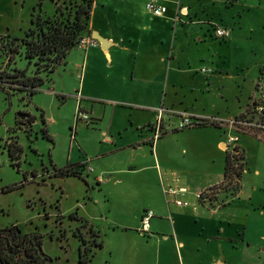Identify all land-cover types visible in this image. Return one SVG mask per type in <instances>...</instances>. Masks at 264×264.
<instances>
[{"label": "crops", "instance_id": "0c3cea01", "mask_svg": "<svg viewBox=\"0 0 264 264\" xmlns=\"http://www.w3.org/2000/svg\"><path fill=\"white\" fill-rule=\"evenodd\" d=\"M148 2L96 0L85 35L100 36L104 45L99 42L97 47L73 50L65 65L66 72L57 70V77L46 80L45 83H50L47 90L40 88L38 91L53 103L65 102L64 92L70 90L64 85L60 90L58 79L65 81L67 76L75 75L80 80L72 96L77 101L76 109L80 107L90 116L91 122L86 126L97 127L100 138L105 139V143H99L100 158L80 149L85 154L81 161L69 160L65 166H56L85 165L82 177L87 182L88 200L99 203L93 198V187L98 188L103 195L100 200L106 204V215L111 212L114 193H125L134 187L149 197L147 204L135 214L132 224H107L109 228L104 235L139 231L143 214L152 210L154 217L149 233L146 236L139 234L146 240L159 239L180 253L193 243L199 251L210 249L212 261L209 264H248L244 258L251 249L256 258L257 251L260 260L264 255V224L257 218L260 214L264 217L263 202L256 201L253 195L248 196L250 208L243 220L237 214L224 217L221 210L228 203L218 205L217 201L210 203L208 200L201 203L199 199L202 193L222 184L224 179L212 186L209 177L203 179L202 175L191 173L189 169L182 172L162 170L161 159L167 149L183 159L186 156L193 159L195 152L202 155L208 150L207 141L191 139L176 148L173 146L172 151L167 138L187 130L179 129L183 114L191 116L193 121L200 118L227 122L233 118L231 114L224 118L212 116V111H208L212 81L222 79H212L216 78L212 72L208 69L209 72L204 73L203 69L199 70V65L206 58L212 59V40L220 42L222 39L216 36V28L226 30L224 39L228 46L237 45L238 36L245 30L264 31V20L256 26L248 23L251 14L264 17V0H164L167 12L162 17L147 11ZM177 15L179 20H176ZM197 47L204 52L200 63L193 56ZM257 56L255 79H244L254 80L255 85L264 65V49ZM209 60L203 64L211 66ZM244 73L243 77L251 75ZM36 106L45 120V106L39 102ZM158 118L163 121V134L154 141L153 126ZM172 118L177 122H172ZM189 130L186 134L196 135L210 133L212 127ZM227 140L219 141L218 147L227 146ZM223 151L227 154V150ZM107 158H113L112 164L104 161ZM89 167L93 171L89 172ZM164 187L185 188L187 191L178 193L176 199L187 202L188 206H177L174 197L167 199ZM242 194L240 190L235 197L239 199ZM81 217L92 230L103 235L93 220ZM102 245L98 249L105 248L104 240ZM233 253L234 262L229 259Z\"/></svg>", "mask_w": 264, "mask_h": 264}, {"label": "rangeland", "instance_id": "374dc122", "mask_svg": "<svg viewBox=\"0 0 264 264\" xmlns=\"http://www.w3.org/2000/svg\"><path fill=\"white\" fill-rule=\"evenodd\" d=\"M54 1L0 0V36L23 38L27 30L32 27V20L36 16L53 15ZM58 2L64 9V0ZM250 17L248 23L253 26L264 20V17L260 18V14L257 13L251 14ZM263 47L264 31L256 29L254 33L249 30L242 32L238 36L237 45L235 43L233 46H228L225 39H221L220 42L212 40V59H205L212 62V67L204 65L206 61H201V55L204 53L201 47L193 50L197 62H202L199 70L209 69L216 77L212 79H222L212 81V96L208 108L206 107L209 112L212 111V116L220 115L219 117L224 118L231 114L235 117L252 103L255 81L244 79H255L254 73L257 71L256 64L259 61L257 55L261 50L263 52ZM14 69L25 71L27 76L35 73L34 65L30 64L24 55V48L14 57L11 70ZM58 70L61 73L66 72L65 66H60ZM243 72L251 75L249 78L243 77ZM48 77L55 78L57 74L54 72ZM58 81L60 90H63V85L66 90H70L64 92L67 97L65 102L58 100L53 103L48 96L39 92L32 97V101H29L27 93L0 88V229L16 226L23 234L38 232L44 236L42 249L45 255L53 259L52 264H78L80 243L73 235L78 222L69 218L71 213H78L93 220L102 229L103 235H100L88 224L81 228V232L89 242L88 247L95 246L96 249V255L91 258L89 264H209L212 261V250L203 248L199 251L194 243L180 253L169 243L160 242L159 239L155 240L152 237L150 240L144 239L139 235V231L125 230L117 234L104 235V231L109 228L107 224L123 222L132 224L135 214L149 200L141 190L131 187L125 193H114L110 203L111 212L106 215L104 209L106 204H102L100 199H103V195L98 188L93 187L95 189L93 198L99 201L96 204L95 201L88 200L89 195L86 192L88 187L83 180L78 177L54 175L53 164L65 166L69 160L79 162L85 156L84 152L87 155L97 154V158H100L102 149L99 143H105V139L100 138L97 127L92 125L87 127L84 122H79L77 125L75 122L77 101L72 96L75 95L73 90L77 85L79 86L80 80L74 75V77L67 76L65 81L61 78ZM49 84L45 83L41 89L46 91ZM37 102L46 108L45 120L53 142L44 136L42 113L36 106ZM20 113L35 117L32 126L18 123ZM172 122L176 123L177 120L172 118ZM188 131L190 130L167 138L170 140L172 151L191 139L207 141L208 150L202 155L195 152L193 159H188V156L183 159L181 155L175 156L167 149L161 159L162 170L182 172L189 169L191 173L202 175L203 179L209 177L212 186L219 184L224 179L227 155H231L232 158L234 155L232 145L228 149L224 145L219 148L217 144L229 136H238L240 142L237 146L244 156L240 189L242 196L237 199L235 196L238 192L232 195L222 189L224 186L212 192L207 190L206 195L214 193L217 198L213 202L217 201L218 205L229 204L221 210L224 217L237 214L240 220L245 218V213L250 208L248 196L253 195L256 201L259 200L264 204V141L262 139L255 134L236 133L228 125L220 129L212 127L210 133L189 135L186 134ZM11 137H16L21 147L20 156L16 160L11 159L8 148ZM80 149L84 152H80ZM223 150H227V154ZM104 161L112 164L113 158ZM234 163L238 165V161ZM60 215L63 219H59ZM257 219L259 223L264 224V217L261 214ZM103 240L105 248L98 249V245ZM253 253L251 249V253L245 256L246 263L262 264L264 255H261L259 260L257 251V258ZM229 259L232 262L236 260L234 253Z\"/></svg>", "mask_w": 264, "mask_h": 264}, {"label": "trees", "instance_id": "16d2710c", "mask_svg": "<svg viewBox=\"0 0 264 264\" xmlns=\"http://www.w3.org/2000/svg\"><path fill=\"white\" fill-rule=\"evenodd\" d=\"M95 1L64 0L65 7L63 9L58 0H55L53 15L42 17L40 14L36 16L32 20V27L27 30L23 38H13L9 35L0 36V88L27 93L29 101H32V96L38 93L48 76L56 72L60 66L66 65L68 56L77 49L80 38L88 32ZM22 48H24V55L29 63L35 67V73L32 76H27L25 71L19 69L11 70L14 57L21 53ZM34 120L35 117L30 116L24 121L19 119L18 123L32 126ZM197 121L192 127L186 129L201 127L220 129L225 125L224 122L215 119ZM43 124L45 138L53 142L44 119ZM10 139L11 142L8 144L10 157L12 160H16L20 156L21 147L16 137ZM234 150L236 153H233V158L231 155H227L223 183L220 187L214 186L208 191L212 192L223 186L222 189L232 195L240 191L244 156L238 146ZM237 157L239 158L237 159ZM235 161H238V165H234ZM53 166L55 176L78 177L87 184L82 177L85 165H67L63 168H58L54 164ZM210 194L202 193L199 197L200 202L203 203L207 199L212 203L216 200V195ZM69 218L79 220L80 217L78 213H73L69 215ZM59 219H63V217L60 216ZM81 220L87 224L85 219L81 218ZM36 238V235L23 234L16 226L0 229V264H44L47 256L43 252L41 240L35 242ZM102 244L103 241L98 245V248H102Z\"/></svg>", "mask_w": 264, "mask_h": 264}, {"label": "built area", "instance_id": "2783aa9c", "mask_svg": "<svg viewBox=\"0 0 264 264\" xmlns=\"http://www.w3.org/2000/svg\"><path fill=\"white\" fill-rule=\"evenodd\" d=\"M146 9L148 12H150L152 15L156 17H162L167 12V7L164 5V0H149V2L146 4ZM183 9H180L179 11L182 12ZM176 20H179V17L177 15ZM215 34L218 38H226L227 33L224 28H216ZM100 45L99 41L92 37L84 35L80 38L77 49L78 50H87L90 47H97ZM204 73L209 72L208 69L202 70ZM163 110L160 111L162 114ZM182 122L179 125V129H186L188 127H192L194 123H197V120H200V118L196 119V121H193L192 117L186 114L182 115ZM219 121V120H217ZM76 122H84L89 123L91 122L90 116L82 111L80 107L77 109L76 113ZM224 122V121H221ZM225 125H228L231 129H233L236 133H242V134H250V135H257L260 139L264 141V65L261 68L260 75L257 79L256 85H255V95L253 96V101L249 105V107L243 111L241 114L233 117L227 122H224ZM153 130L155 132L153 136V140L159 139L163 134V121L161 118H158L156 124L153 126ZM238 142V136H229L227 140V148L229 149L232 147V153L235 152V147H237ZM88 171H93L90 167L88 168ZM187 190L185 188H174V187H164V193L166 198L174 197V202L179 207H185L188 206L187 202L181 201L176 199V196L178 193H184ZM154 217V212L152 210H147L142 217L141 226L139 229V232L146 236L150 231V222L152 218Z\"/></svg>", "mask_w": 264, "mask_h": 264}, {"label": "flooded vegetation", "instance_id": "af4514ba", "mask_svg": "<svg viewBox=\"0 0 264 264\" xmlns=\"http://www.w3.org/2000/svg\"><path fill=\"white\" fill-rule=\"evenodd\" d=\"M78 216L80 217L79 220H73V221L78 222V226L76 227L74 234H73L79 240V243H80L78 264H89L91 261V258H93L96 255V252H95L96 249H94L95 246L88 247L89 242L86 239L85 235L81 232V228L85 227L86 223H84V221L81 220L82 217L79 214ZM63 233L61 234V236L63 235ZM30 235H36L37 238L35 239V242H38L41 240L42 247H43L44 236L42 234L37 232V233L30 234ZM52 263H53V259L47 256L46 260H44V264H52Z\"/></svg>", "mask_w": 264, "mask_h": 264}, {"label": "water", "instance_id": "95a60500", "mask_svg": "<svg viewBox=\"0 0 264 264\" xmlns=\"http://www.w3.org/2000/svg\"><path fill=\"white\" fill-rule=\"evenodd\" d=\"M102 45H104V39H102L100 36H96L95 37ZM18 118L20 119V120H22V121H24V120H26V119H28V118H30V115L29 114H23V113H20V114H18Z\"/></svg>", "mask_w": 264, "mask_h": 264}]
</instances>
